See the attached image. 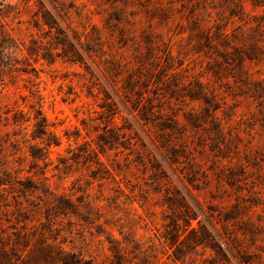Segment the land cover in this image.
I'll return each instance as SVG.
<instances>
[{
	"label": "rangeland",
	"instance_id": "rangeland-1",
	"mask_svg": "<svg viewBox=\"0 0 264 264\" xmlns=\"http://www.w3.org/2000/svg\"><path fill=\"white\" fill-rule=\"evenodd\" d=\"M3 2L0 238L92 264H264V0H43L83 57L52 63L34 1ZM37 112L58 144L35 162Z\"/></svg>",
	"mask_w": 264,
	"mask_h": 264
},
{
	"label": "trees",
	"instance_id": "trees-1",
	"mask_svg": "<svg viewBox=\"0 0 264 264\" xmlns=\"http://www.w3.org/2000/svg\"><path fill=\"white\" fill-rule=\"evenodd\" d=\"M33 1L36 5V9L33 13V26L37 28H47L54 32L55 35L52 43L55 45V49L61 50L59 52H53L51 49L42 51L40 53L41 58L48 63H52L55 57L59 56L72 62H81L83 57L77 46L79 45L78 40H72L69 37L63 25L64 20L56 12L53 3L51 8L49 6L47 7V5L43 3V0ZM8 7V4L6 5L3 0H0V17L5 15L4 13H6ZM0 34H2L0 38V64H3V59L8 58V60H11L10 52L12 49H16L17 45L5 30H1ZM37 48L39 49V46H29L27 51L28 53H31V51L36 53L38 50ZM37 115H41L40 112H37ZM37 115L34 116L35 122L33 123L34 129L32 130L31 139L34 141L38 139L39 141H31L28 143V151L35 162H37V159H47L49 146L58 144L57 137L47 128L45 118L42 115ZM13 121L16 122L17 120ZM98 147L101 149L100 152H103L100 144H98ZM94 155L96 159L94 160L95 163L100 166L101 160L97 157V153H94ZM69 209L70 208L65 205L59 207L61 211H69ZM198 228L201 230V226ZM7 239L10 241L8 242ZM12 239L13 238H0V264H92L91 262L81 260L75 253L64 249L61 245L48 242L47 240H37L32 247H29L26 242L23 246L18 247L17 242H13ZM17 239L20 241V238ZM23 239L26 240L25 238ZM169 239L170 243H176V241H178V238ZM193 243L194 245H199L203 243V240L197 237L194 238Z\"/></svg>",
	"mask_w": 264,
	"mask_h": 264
}]
</instances>
